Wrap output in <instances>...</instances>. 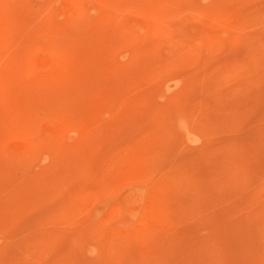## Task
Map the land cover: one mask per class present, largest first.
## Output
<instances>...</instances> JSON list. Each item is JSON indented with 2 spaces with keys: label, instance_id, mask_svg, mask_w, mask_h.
<instances>
[{
  "label": "rangeland",
  "instance_id": "obj_1",
  "mask_svg": "<svg viewBox=\"0 0 264 264\" xmlns=\"http://www.w3.org/2000/svg\"><path fill=\"white\" fill-rule=\"evenodd\" d=\"M0 264H264V0H0Z\"/></svg>",
  "mask_w": 264,
  "mask_h": 264
},
{
  "label": "bare ground",
  "instance_id": "obj_2",
  "mask_svg": "<svg viewBox=\"0 0 264 264\" xmlns=\"http://www.w3.org/2000/svg\"><path fill=\"white\" fill-rule=\"evenodd\" d=\"M250 241V240H249ZM251 242V241H250Z\"/></svg>",
  "mask_w": 264,
  "mask_h": 264
}]
</instances>
